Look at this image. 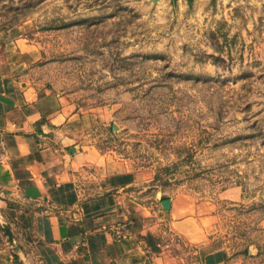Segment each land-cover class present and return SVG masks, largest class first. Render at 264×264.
Returning <instances> with one entry per match:
<instances>
[{
  "label": "rangeland",
  "instance_id": "rangeland-1",
  "mask_svg": "<svg viewBox=\"0 0 264 264\" xmlns=\"http://www.w3.org/2000/svg\"><path fill=\"white\" fill-rule=\"evenodd\" d=\"M12 29L35 50L21 78L84 111V140L144 171L145 195L200 216L202 254L264 264V0H0Z\"/></svg>",
  "mask_w": 264,
  "mask_h": 264
},
{
  "label": "crops",
  "instance_id": "crops-1",
  "mask_svg": "<svg viewBox=\"0 0 264 264\" xmlns=\"http://www.w3.org/2000/svg\"><path fill=\"white\" fill-rule=\"evenodd\" d=\"M21 40H0V264H234L201 253L200 216L164 208L144 171L84 140L89 117L66 95L21 78L18 55L35 51Z\"/></svg>",
  "mask_w": 264,
  "mask_h": 264
},
{
  "label": "water",
  "instance_id": "water-1",
  "mask_svg": "<svg viewBox=\"0 0 264 264\" xmlns=\"http://www.w3.org/2000/svg\"><path fill=\"white\" fill-rule=\"evenodd\" d=\"M162 204H163L164 208L169 209V208H171L172 201L170 198H165L162 200ZM5 228L9 234V236L12 237V233H11L10 228L7 225H5Z\"/></svg>",
  "mask_w": 264,
  "mask_h": 264
},
{
  "label": "trees",
  "instance_id": "trees-1",
  "mask_svg": "<svg viewBox=\"0 0 264 264\" xmlns=\"http://www.w3.org/2000/svg\"><path fill=\"white\" fill-rule=\"evenodd\" d=\"M166 198V196L163 197V199Z\"/></svg>",
  "mask_w": 264,
  "mask_h": 264
}]
</instances>
